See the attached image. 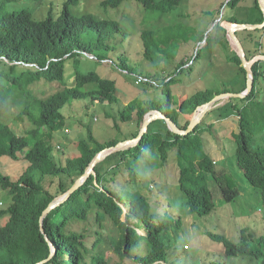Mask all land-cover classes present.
I'll return each mask as SVG.
<instances>
[{
    "label": "trees",
    "instance_id": "16d2710c",
    "mask_svg": "<svg viewBox=\"0 0 264 264\" xmlns=\"http://www.w3.org/2000/svg\"><path fill=\"white\" fill-rule=\"evenodd\" d=\"M243 1L228 0L226 8L229 13L223 20L261 23L263 16L257 0H253L252 4L260 13L255 22L239 20L233 14L230 15ZM124 2L140 4L147 16L149 14L145 21H153L173 12L181 0H103L100 5L105 11H112ZM80 3L81 0H62L59 8H50L43 15L36 16L25 4L12 7L7 1L0 0V62L10 64L11 72L17 67L26 68L17 77L0 72V114L11 102L12 90H16L22 94L24 101L14 121L27 120L31 125L20 134H5L0 130V162L4 168L0 170V191L8 197L0 211V264H38L42 261H45L42 264H87L85 236L70 233L66 228L85 221L93 208L97 209L98 223L108 217L118 229L119 238L114 253L121 259H130L136 264H167L166 256L170 247L162 236L172 226L182 227L183 214L175 212L165 198L162 199L165 209L156 211L148 197L128 198L123 190L129 183H135L137 171L141 169L139 160L147 157L148 153H156L165 164L168 153L173 152L176 184L186 201L185 214L198 217L211 214L216 204L207 181L214 174L217 160L205 151L203 155L194 154L197 145L192 140L202 125L199 123L191 133L180 136L170 131L164 120L152 121L136 145L105 156L94 166L93 173L83 184L66 201L50 210L40 223L44 210L71 188L87 171L96 155L121 142L117 138L100 142L88 128L87 140L79 139L77 142L76 156L66 158L63 163L55 160V148L51 143L65 129L63 109L74 103H84L86 107L89 105L87 103L112 105L117 102L115 81L102 78L93 70L83 71L74 67L72 85H67V69L75 59L89 55L98 62H109L118 70L137 76L144 80V84L154 87L153 99L137 97L126 105H117L114 114L110 115L117 129L118 122L133 126V130L121 134L123 141L138 135L145 115L151 112L164 114L178 128L185 130L189 124V119L184 117L186 114H191L219 94L243 91L246 88V71L239 56L230 47L225 27L218 22L212 36H207L206 40L220 46L227 63L237 68L236 82L242 85V90H234L232 84L222 81L216 74L215 80L210 81L206 88L195 91L179 102L172 86L180 83L177 75L186 63L180 62L174 75L159 81L155 76L142 72L143 61L145 59L155 69L165 67L166 62L160 60L168 59L172 48L177 50L180 44L187 43L191 38L201 43L204 33L200 32L197 36L190 34L187 38L189 29L181 24L155 30H129L121 20L75 12L74 9H78ZM236 36L248 61L264 55L261 41L264 27L238 31ZM133 40L137 41L138 49L132 52ZM201 58L202 50L198 49L194 62ZM211 65L213 63L207 61L205 71L200 72L199 78L211 71ZM251 72L253 88L247 96L229 98L225 104L212 107L204 117L212 121V127L215 121L230 118L231 114L238 115L237 131L232 134L235 164L264 201V146H252L255 136L264 129V103L257 98V83L260 77L263 78L264 63H253ZM39 81L58 83L60 87L47 97L36 96L30 87ZM220 82V89L212 85ZM16 162L21 164L22 170L15 175L7 170V166ZM121 164L127 168L128 181L112 185ZM218 190L226 204L235 203L240 196L237 185L231 181L220 184ZM126 203L128 212L122 220L120 204ZM220 226L222 224L218 226L219 229L222 228ZM138 228H142L145 234H138ZM204 233L212 241L211 247L217 245L218 250L223 251L207 250V253L226 258L241 257L243 263L264 261V234L257 239L242 230L238 238H232L236 241H232L225 233ZM142 245L144 252L135 254V251H142ZM52 247L55 253H52ZM172 249L182 248L175 246ZM98 264L105 263L102 260Z\"/></svg>",
    "mask_w": 264,
    "mask_h": 264
},
{
    "label": "rangeland",
    "instance_id": "374dc122",
    "mask_svg": "<svg viewBox=\"0 0 264 264\" xmlns=\"http://www.w3.org/2000/svg\"><path fill=\"white\" fill-rule=\"evenodd\" d=\"M6 1L12 7L25 4L33 10L36 16H41L48 9H55L62 3V0ZM102 1L81 0L79 8H75L74 11L92 13L99 18L110 17L121 20L129 30L134 31L155 30L168 25L174 26L181 24L189 29V32L186 34L187 38L190 34L197 36L200 32L204 33V39L201 43L191 38L187 43L180 44L177 50L172 48L168 59L164 61V58H161V62H166L164 65L166 68L161 67L155 69L149 63H146L147 61L145 59L143 61L142 72L155 76L159 81L174 75L180 62L186 63V65L180 68L181 73L177 75L181 80L180 83L172 86L173 93L179 102H182L188 95L195 91L206 88L210 81L215 80L216 74L220 76L222 81L227 84H232L234 90H242V85L236 82V75H238L237 68L227 63L220 46L212 45L209 39L206 40L207 36H212L213 29L218 22H221L222 26H227L223 18L229 13L226 8L228 0H181L175 6L173 12L161 15L153 21H145L149 14L147 16L144 9L136 2H124L116 10L105 11L100 5ZM252 4L253 0H244L239 7L230 12V15L237 14L244 21L258 18L260 13L253 8ZM225 28L227 30V27ZM258 41L257 43L260 44V40ZM261 41L262 50L264 51V36ZM243 43L246 45L245 41ZM230 46L232 50L236 49L233 43ZM131 47L132 50L130 51L132 52L138 49L136 40L132 41ZM198 49L202 50V58L200 61L194 62V56ZM207 61L213 63L211 65V71L202 75L205 71ZM74 67H79L83 71L93 70L102 78L115 81L118 91L117 102L112 105L107 103H87L89 105L86 107H84V103H74L69 108L62 110V114L66 119L65 129L51 143L55 148L53 155L55 160H58V163L59 161L63 163L66 158L77 155V142L79 139L87 140L88 128L91 129L95 138L100 142H105L112 138L123 141L121 134L125 135L134 128L131 124L126 125L118 122L117 129L113 121H111L110 115L112 116L114 114L116 106L119 104L126 105L137 97L151 100L153 99L152 94L155 93L154 87L152 85H146L147 83L144 84V80H141V78L122 72L109 62H98L89 55H86V58L80 57L75 59L72 65L69 66L65 75L67 85H72V77L75 72ZM191 68L193 69L191 70ZM10 69V64L0 62V72L4 75L17 77L26 71V68L23 67L15 68L14 72H11ZM202 70L204 71L199 78ZM263 78L260 77L257 83V98L264 103V94L262 93L264 87ZM212 85L217 86L218 89L222 88L221 82L220 84L214 83ZM59 87L60 85L58 83L39 81L31 85L30 89L33 95L47 97L56 92ZM240 93L245 94V89ZM11 98V102L0 114V130L5 134L9 132L16 134L24 133L31 126L30 123L27 120L24 122L14 121L15 115L22 109L23 96L18 91L12 90ZM229 98H221L212 107L225 104ZM154 113L151 112L149 114ZM191 115L192 113L186 114L184 117L191 119ZM230 116L231 119L224 118L223 120L215 121L212 127L210 126L212 121L204 117L200 121L202 125L201 129L192 138L197 145L194 154L203 155L205 151L206 154L217 160V164L214 167V174L210 175L207 181V185L212 192L216 204V208L211 214L204 217L185 214L187 212L185 208L186 201L176 184V173L173 167L175 158L173 152L168 153L165 164L162 163L156 153H148L147 157L139 160L141 169L137 171L138 174L136 173L137 180L135 183H129L123 190L128 198L136 196L148 197L152 208L156 211L165 209L162 203V199L165 198L175 212L183 214L182 227L173 228L172 226L162 236L167 243L166 245L170 247V251L166 256L167 264H185V258H187L186 264H264V261L243 263L244 260L241 257L226 258L217 254L207 253V250L218 253L223 251L222 249L218 250L219 246L217 245L211 247L212 241L204 232L209 231L215 234L225 233L232 241H236V239L232 238H238L242 230H246L253 238L264 234V201L260 198L259 191L245 180L243 174L235 164V144L232 134L237 131L236 120L238 119V115L231 114ZM252 146H264V129L255 136ZM121 150L123 149L107 150L104 156ZM7 167V170L15 175L22 170L19 162L12 163ZM1 169L4 170L0 162ZM128 178L127 168L121 164L118 168V174L113 177L112 185L115 182L124 184L128 181ZM229 181L237 185L240 194L236 202L232 204L224 203L218 190L220 184ZM7 200V194L0 191V211L3 210L4 203ZM120 206L123 210L122 220H124L125 214L128 212V205L126 203V205L120 204ZM96 212L97 209L93 208L85 221L73 223L66 228L70 233L74 232L85 236L84 243L87 248V253H85L87 264H98L102 260L105 264H136L130 259H121L118 254L114 253V247L119 238V231L108 217L104 218L101 223H98L96 220ZM220 224H222L220 226L222 228L219 229L218 226ZM137 233L140 235L145 234L142 228H138ZM175 246L182 249H172ZM183 246L186 247V251L183 250ZM143 252L144 246L142 245V251H135L134 253L142 254Z\"/></svg>",
    "mask_w": 264,
    "mask_h": 264
},
{
    "label": "water",
    "instance_id": "95a60500",
    "mask_svg": "<svg viewBox=\"0 0 264 264\" xmlns=\"http://www.w3.org/2000/svg\"><path fill=\"white\" fill-rule=\"evenodd\" d=\"M258 4H259V8L260 11L262 13L263 16V20L261 23L258 24H247V23H242V22H227L224 21V23L227 26V30H226V38L229 42V44L231 45V43L234 44L235 46V52L237 53V55L240 58L241 61V65L244 68V70L246 71V88H245V94H241V93H222L220 95H217L215 97H213L209 102L204 103L203 105L199 106L198 108H196L191 115V119H189V124L187 126V128L185 130H182L180 128H178L176 126V124H174L170 119L166 118V116L160 112H155L154 114H149L147 113L144 117L143 123L141 125L140 131L138 133V135L135 138L132 139H127L121 142H118L116 144V146L112 149H125L128 147H132L134 145H136L139 140L142 138V136L147 132L148 129V125L157 119H161L164 120L169 128L170 131H172L173 133L180 135V136H186L189 133H191L194 128L200 123V121L202 120V118L205 116V114L212 108L213 105H215L217 103L218 100H220L221 98H244L245 96H247L252 88H253V77L251 75V71H250V66L252 65V61H248L246 56H245V52L243 49L242 44L240 43L239 39L236 36V32L238 31H242V30H249V31H253L256 29H262L264 27V0H257ZM222 25V24H221ZM226 29V28H225ZM110 149H104L102 151H100L96 157L91 161L87 171L80 177L78 178L75 183L71 186V188L60 198L55 199L54 201H52L50 203V205L48 206V208H46V210H44L41 218H40V223L42 222L43 217L52 209H54L56 206H58L59 204L63 203L64 201H66L70 195L75 192L82 184L83 182L87 179V177L93 173V168L94 166L101 161L105 156L104 153ZM52 253H55V249L54 247H52ZM45 261H42L38 264H42Z\"/></svg>",
    "mask_w": 264,
    "mask_h": 264
},
{
    "label": "built area",
    "instance_id": "2783aa9c",
    "mask_svg": "<svg viewBox=\"0 0 264 264\" xmlns=\"http://www.w3.org/2000/svg\"><path fill=\"white\" fill-rule=\"evenodd\" d=\"M256 62H263V63H264V55H258V56H255V57L253 58V62H252V64H253V63H256Z\"/></svg>",
    "mask_w": 264,
    "mask_h": 264
},
{
    "label": "crops",
    "instance_id": "0c3cea01",
    "mask_svg": "<svg viewBox=\"0 0 264 264\" xmlns=\"http://www.w3.org/2000/svg\"><path fill=\"white\" fill-rule=\"evenodd\" d=\"M234 16L237 17L239 20H241L240 17L237 16V14H235ZM258 18H259V17H258ZM258 18H254V19H252V20L247 19V20H248V21L255 22ZM230 47H231V46H230ZM233 50H234V49H233ZM234 51H235V50H234Z\"/></svg>",
    "mask_w": 264,
    "mask_h": 264
},
{
    "label": "bare ground",
    "instance_id": "6f19581e",
    "mask_svg": "<svg viewBox=\"0 0 264 264\" xmlns=\"http://www.w3.org/2000/svg\"><path fill=\"white\" fill-rule=\"evenodd\" d=\"M250 61H252V62H253V59H251Z\"/></svg>",
    "mask_w": 264,
    "mask_h": 264
}]
</instances>
